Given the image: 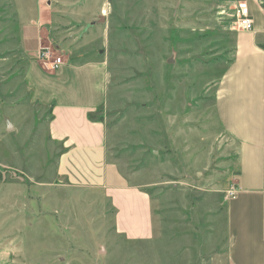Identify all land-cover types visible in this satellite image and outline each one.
Instances as JSON below:
<instances>
[{
  "label": "rangeland",
  "instance_id": "rangeland-1",
  "mask_svg": "<svg viewBox=\"0 0 264 264\" xmlns=\"http://www.w3.org/2000/svg\"><path fill=\"white\" fill-rule=\"evenodd\" d=\"M47 1L56 43L74 32L107 58L98 112L106 156L152 197L154 235L126 238L101 188L57 177L47 113L23 80L14 10L0 0V248L12 250L9 264H226L237 145L214 101L239 31L234 0Z\"/></svg>",
  "mask_w": 264,
  "mask_h": 264
},
{
  "label": "crops",
  "instance_id": "crops-1",
  "mask_svg": "<svg viewBox=\"0 0 264 264\" xmlns=\"http://www.w3.org/2000/svg\"><path fill=\"white\" fill-rule=\"evenodd\" d=\"M10 1L25 58L23 80L30 102L47 113L46 132L58 151L57 177L101 188L113 206L116 230L128 239H151L152 197L106 156L107 123L98 113L108 89L104 52L75 38L74 32L64 33L56 43L48 26L49 1ZM245 1L253 29L237 31L214 101L222 129L237 145L236 193L224 204L226 264H264V8L260 0ZM47 46L63 57L56 71L37 58ZM11 259L12 250L0 248V264Z\"/></svg>",
  "mask_w": 264,
  "mask_h": 264
},
{
  "label": "built area",
  "instance_id": "built-area-1",
  "mask_svg": "<svg viewBox=\"0 0 264 264\" xmlns=\"http://www.w3.org/2000/svg\"><path fill=\"white\" fill-rule=\"evenodd\" d=\"M235 25L239 30L250 31L253 29V18L250 13L248 4L245 0L235 1ZM37 58L41 61L44 67L51 71H56L64 64L63 57L57 53L53 47L40 48ZM236 193V187L232 186L227 191V196L231 197Z\"/></svg>",
  "mask_w": 264,
  "mask_h": 264
}]
</instances>
